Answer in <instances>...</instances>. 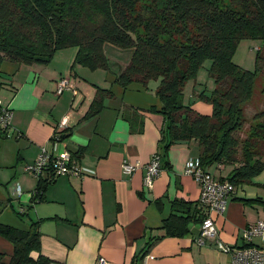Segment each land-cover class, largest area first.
Wrapping results in <instances>:
<instances>
[{
	"label": "crops",
	"instance_id": "crops-1",
	"mask_svg": "<svg viewBox=\"0 0 264 264\" xmlns=\"http://www.w3.org/2000/svg\"><path fill=\"white\" fill-rule=\"evenodd\" d=\"M261 50L264 58V45ZM75 53V47H68L57 50L47 64H0V99L13 112L8 129L0 131V223L27 230L39 220L40 252L50 264H97L98 256L108 264H141L143 253L147 264H231L229 252L216 242L241 245L244 227L258 220L248 204L264 198L235 188L222 213L209 212L217 233L202 244L187 223L170 234L164 221L172 213L190 215L194 223L203 215L199 189L185 173L188 160L200 155L198 141L167 145L168 135L162 138L166 121L155 93L158 82L122 86L117 81L129 56L113 62L108 56V69L80 63L71 68ZM62 78L70 85L56 94ZM98 89H109L113 96L103 98L96 115L87 116ZM62 120L69 134L55 140ZM43 148L70 153L81 174L54 177L32 203L37 178L25 166ZM155 153L161 154L162 168L148 188L144 165ZM124 159L138 165L131 174L122 171ZM213 164L220 168L223 163ZM211 165L207 170L225 179ZM12 252L11 242L0 236V264H7Z\"/></svg>",
	"mask_w": 264,
	"mask_h": 264
},
{
	"label": "trees",
	"instance_id": "trees-1",
	"mask_svg": "<svg viewBox=\"0 0 264 264\" xmlns=\"http://www.w3.org/2000/svg\"><path fill=\"white\" fill-rule=\"evenodd\" d=\"M243 39L264 41V0H0V64L3 60L47 64L57 50L75 47L71 68L80 63L90 69H108L106 44L129 50L118 83L145 85L157 80L155 93L166 121L162 138L168 135L167 145L196 139L203 166L234 165L225 178L234 185L249 182L264 168V152L237 158L243 105L252 95L261 60L257 55L254 71L232 61ZM205 58L211 60L209 74L215 88L211 95L202 92L200 97L211 103L210 113L184 104L181 96L185 80L195 75ZM112 96L109 89H98L87 116L96 115L103 98ZM261 117L264 110L253 116ZM68 134L65 128L55 131L52 138L62 140ZM44 174L36 177L32 203L51 181L42 178ZM193 221L197 220L190 215L172 213L164 226L174 235ZM38 223L31 222L27 230L0 223V236L13 246L7 264H50L40 252ZM3 257L0 253V261Z\"/></svg>",
	"mask_w": 264,
	"mask_h": 264
},
{
	"label": "built area",
	"instance_id": "built-area-1",
	"mask_svg": "<svg viewBox=\"0 0 264 264\" xmlns=\"http://www.w3.org/2000/svg\"><path fill=\"white\" fill-rule=\"evenodd\" d=\"M69 85L68 79H60L56 94H60ZM12 115V109L0 100L1 131L8 129ZM65 126V120H62L56 125L55 131L64 129ZM160 157V153H155L144 165L145 174L143 176V184L148 188H151L154 179L158 177L162 168ZM137 167L138 165L136 163H131L127 159L122 161V171L126 174H131ZM25 170L34 177H38L45 172L49 175V179L61 175L77 176L81 174L79 166L72 162L70 153L53 154L44 148L32 163L25 166ZM185 173L192 177L199 189L198 202L203 215L201 216L200 231L197 240L202 244L205 240L214 238L217 233L213 218L209 212L215 211L216 213H222L226 207L227 200L235 193L236 187L229 180L217 178L208 171L200 163L199 157H192L188 160ZM15 192H20L19 186H15ZM240 238L242 240L241 245L231 247L219 243V241L216 242V245L229 252L231 264H264V218L258 219L254 223L244 227ZM145 256H143L141 264H147L146 259L148 256ZM96 261L97 264H108L101 256H98Z\"/></svg>",
	"mask_w": 264,
	"mask_h": 264
},
{
	"label": "rangeland",
	"instance_id": "rangeland-1",
	"mask_svg": "<svg viewBox=\"0 0 264 264\" xmlns=\"http://www.w3.org/2000/svg\"><path fill=\"white\" fill-rule=\"evenodd\" d=\"M224 2L228 3L229 0H224ZM262 45H264V41L257 39H243L238 42L232 54V61L247 70H255V59L257 55L261 59L259 67L256 69L252 95L247 101V107H243L242 114L244 116V124L239 132L237 148L238 160H243L245 157L250 158L249 155L252 152L258 156L264 152V117L258 119L253 118L255 114H253L254 110L257 111L258 108L260 109L258 112L264 110V58L261 50ZM105 51L107 56H110L111 62L114 61L113 58L120 61L126 59L127 56H130L129 50H122L108 44L105 46ZM210 65L211 60L209 58H205L197 69L195 75L190 76L185 80L181 90L183 103L193 106L195 110H198L201 113L211 112V103L200 97V93L202 92L206 96L211 95L213 89L215 88L214 78L209 74ZM155 82L158 81H149L151 85H154ZM245 151L248 152V155ZM211 166L212 169L216 171L218 176L223 174V177L226 178L233 169L234 165L231 163H223L220 168H217L214 164ZM27 174L32 176L28 172ZM236 186V189H239L240 191L247 190L249 192H256L264 198V168L254 175L249 182H241ZM248 206L254 211L253 214L256 216V219L264 218V199L256 201L255 203L252 202L248 204ZM248 211L250 212V210Z\"/></svg>",
	"mask_w": 264,
	"mask_h": 264
},
{
	"label": "water",
	"instance_id": "water-1",
	"mask_svg": "<svg viewBox=\"0 0 264 264\" xmlns=\"http://www.w3.org/2000/svg\"><path fill=\"white\" fill-rule=\"evenodd\" d=\"M188 228L191 230V232L198 235L200 231V223L190 222L188 223ZM148 236H149V231H146V239H145L146 241L148 240Z\"/></svg>",
	"mask_w": 264,
	"mask_h": 264
}]
</instances>
